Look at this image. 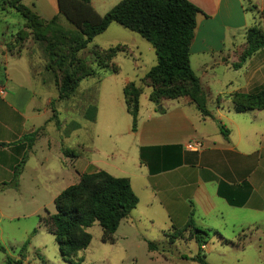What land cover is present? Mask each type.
I'll return each instance as SVG.
<instances>
[{
  "label": "crops",
  "instance_id": "obj_1",
  "mask_svg": "<svg viewBox=\"0 0 264 264\" xmlns=\"http://www.w3.org/2000/svg\"><path fill=\"white\" fill-rule=\"evenodd\" d=\"M96 1H102L91 0L98 12ZM189 1L201 10L196 16L189 63L206 94L211 116L203 117L186 97L162 99L143 112L139 106L134 132L131 122L126 126L129 141L119 147V155L122 160L130 158L133 169L129 174L120 165L119 171L127 175L124 177L138 198L133 215L125 219L135 227L119 235L129 245L148 241L140 228L142 224L164 236L182 229L191 210L195 227L212 229L214 234L222 225L264 233V108L237 112L231 101L235 92L254 93L264 88V47L239 68L232 66L239 61L245 47V31L252 25L246 14L247 2L253 1L254 9L261 10L264 0ZM29 7L45 20L58 14L57 4L52 10L50 6L43 8L46 13L51 12L48 16ZM122 46L132 54L126 45ZM6 57L5 79L0 84V184L11 180L14 167L26 157L23 172L44 133L36 134L30 149L24 137L43 128L52 116L49 85L33 77L29 59L22 54ZM41 89L49 94L41 95ZM82 113L80 117L85 119L86 108ZM72 123L73 131L80 129V122ZM220 125L229 130L227 137L221 133ZM192 140H201L203 147L198 151L186 149V143ZM70 161L71 170L78 177L93 172L89 170L92 161L82 153ZM189 233L184 232L185 237L179 239H188ZM173 241L175 238L169 239L170 243ZM154 243L157 247L151 253L158 251V243ZM159 255H150V261L165 264L167 258Z\"/></svg>",
  "mask_w": 264,
  "mask_h": 264
},
{
  "label": "rangeland",
  "instance_id": "obj_2",
  "mask_svg": "<svg viewBox=\"0 0 264 264\" xmlns=\"http://www.w3.org/2000/svg\"><path fill=\"white\" fill-rule=\"evenodd\" d=\"M12 1L0 0V77L4 72L6 56L22 54L29 59L33 77L49 85L52 96L49 111L52 114L54 109L57 115L38 130L44 136L33 147L19 186L13 188L0 184V245L4 247V251L0 250V264H6L7 256L13 260L19 258L20 249L26 240L29 243L22 264H68L59 254L54 235L40 222L47 212L51 214L55 211L54 197L79 180L74 170H71L70 159L73 157L65 159L60 148H67L76 154L82 153L92 161L89 170L93 172L104 170L113 176L124 177L127 175L119 171V166L123 165L130 174L133 169L131 159L122 160L119 155V147H124L129 141L125 128L131 122L123 101V87L127 80L139 84V79L155 64L156 56L151 45L138 33L113 22L104 32L96 35L88 47L99 45L108 48L124 44L132 54L118 53L112 60L117 72L98 70L99 78L91 76L83 79L73 95L58 100L56 83L61 79L65 67L51 65L45 42L33 38L30 29L24 26V19L12 7ZM98 1H102L95 2L98 13L103 14L120 0ZM22 2L35 7L42 16L51 15V12L46 13L43 8H56V0ZM246 14L252 20V25L257 24L264 31V8L255 10L253 1L250 4L247 2ZM57 22L64 29H72L64 18H58ZM19 31L24 38L22 41L17 37ZM45 33L50 35V32ZM67 48L68 38H62L55 51L65 55ZM78 56L81 63L95 67L97 62L90 50L81 51ZM149 90V87L143 86L141 112L153 104L147 98ZM47 91L41 89L39 92L47 96ZM212 104H209L210 108ZM85 108L86 117L83 119L80 115ZM72 122H80V129L73 131ZM131 153L130 150L129 154ZM133 186L137 191L134 179ZM133 213L134 210L129 215ZM129 215L114 232V242L102 240V228L97 222L86 228L91 241L86 249L78 252V257L82 258L80 264H156L150 261V255L161 257L159 253L167 258L165 264H192L195 262H192L191 257L198 252L205 256L208 264H263L264 233L232 225L218 227V234H214L212 229L198 228L208 233L204 249L199 250L198 244L189 234L188 239L175 237V241L170 243L169 236L155 231L150 225L142 224L140 228L146 234L144 237L147 242L158 243V251L151 253L153 249L148 248L147 242L129 245L119 236L124 230L129 232L135 227L130 222H125ZM34 229L35 234L32 233ZM183 236L184 234L180 237Z\"/></svg>",
  "mask_w": 264,
  "mask_h": 264
},
{
  "label": "trees",
  "instance_id": "obj_3",
  "mask_svg": "<svg viewBox=\"0 0 264 264\" xmlns=\"http://www.w3.org/2000/svg\"><path fill=\"white\" fill-rule=\"evenodd\" d=\"M58 14L45 20L22 0H13L12 7L24 19V26L30 29L33 38L45 42L51 65L65 67L61 79L56 83L58 100H64L74 94L78 82L84 78L99 75L98 70L117 72L112 60L118 53H126L125 46L115 45L106 49L97 46L88 48L93 38L104 32L115 22L122 27L138 33L153 48L156 62L140 79V85L128 82L123 87V100L127 112L131 116V131L137 128L139 98L142 86L150 87L148 99L158 105L162 99L186 97L203 116H211L207 109V97L203 92L199 78L189 63V49L194 37L196 16L201 10L189 0H120L104 14L98 13L91 0H56ZM58 18H64L72 29H64L58 24ZM45 32H50L46 35ZM49 36V37H48ZM18 40L24 38L18 32ZM62 38H68L65 55L57 53ZM264 47V31L257 24L249 26L245 31V47L239 61L233 68L242 63ZM91 51L95 59V67L81 63L79 52ZM5 79L1 73L0 82ZM233 109L237 112L264 108V88L254 93L235 92L231 94ZM52 104V101H51ZM161 109H159L160 111ZM52 110V116L56 117ZM224 137L229 130L220 125ZM38 129L29 133L24 139L32 145ZM64 156L76 157L77 154L67 148H61ZM26 157L13 169L9 182L1 185L17 188ZM138 203L127 177H116L104 170L80 174L77 183L64 188L53 200V213L40 219L46 229L54 235L60 256L68 264H80L82 258L78 252L87 248L91 235L86 231L97 222L102 228V240L114 242V232L122 219L127 217ZM192 210L189 212L186 225L175 229L169 236L180 237L189 231L191 238L201 249L206 243L207 231L195 227ZM36 233V229L32 231ZM217 233V232H216ZM29 240L22 245L19 258L6 257V264H22ZM149 249H155V243L147 242ZM0 250L4 247L0 245ZM199 264H208L205 256L199 252L191 257ZM264 264V261H263Z\"/></svg>",
  "mask_w": 264,
  "mask_h": 264
},
{
  "label": "built area",
  "instance_id": "obj_4",
  "mask_svg": "<svg viewBox=\"0 0 264 264\" xmlns=\"http://www.w3.org/2000/svg\"><path fill=\"white\" fill-rule=\"evenodd\" d=\"M203 147V142L201 140H192L186 143L185 148L188 150L198 151ZM205 244L201 245V249H204Z\"/></svg>",
  "mask_w": 264,
  "mask_h": 264
}]
</instances>
